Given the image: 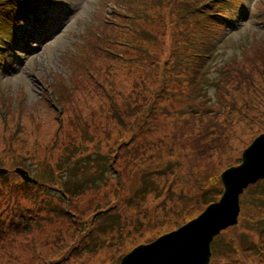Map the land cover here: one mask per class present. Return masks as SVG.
I'll return each instance as SVG.
<instances>
[{"label":"rangeland","instance_id":"obj_1","mask_svg":"<svg viewBox=\"0 0 264 264\" xmlns=\"http://www.w3.org/2000/svg\"><path fill=\"white\" fill-rule=\"evenodd\" d=\"M38 1H41L44 6L36 7L40 8L39 10L33 8L31 13L35 16V21L25 20L20 31L24 33L26 39L31 41L30 46L37 42L39 47L23 49L12 44L13 53L5 60L6 66L3 64V68L0 67V93L4 92L0 95V167L9 170L8 174H10L7 183H4L0 177V197L2 193L4 195L0 199V216L5 218L13 211L12 207L19 209L23 206H28L34 213L28 235L14 234L15 236L8 235L1 239L0 264H118L120 257L125 256L139 243L147 244L151 242V237L157 240L163 233L172 232L182 226L183 223H178L176 216L177 211L181 209L177 197L172 196L170 203L175 217L172 219L164 217L162 223L165 226L153 224L152 232L150 223L143 222V227L134 238L136 244L126 238L121 240L119 233L107 234L106 238L111 235L117 236L112 249L102 250L95 255L78 256L76 254L66 257L74 244L71 242L75 241L73 234L76 230L83 232L85 228H80L77 220L72 222L57 213L60 209L57 207L58 199L62 197V194L56 191L54 185L58 190L62 191V189L53 180V174L59 173L63 181L71 177L70 184L82 183V192L72 204L71 209L78 212L84 211L83 219L86 223L90 222L89 218L96 214L97 209L101 207L100 204L107 201V197L110 202L115 200L113 190L116 179L110 178V173L102 172L103 158L110 152V145L105 143L106 137L103 138L104 124L108 122L106 117L109 109H116L120 104L122 88L129 87L137 76L136 68L141 53L130 40L132 38L139 40L136 33L143 31L140 28L141 25L149 28L147 20L143 16L142 19L132 22L140 18V14H136L130 5L143 10L138 0ZM30 5L27 6L29 11H31ZM228 12L232 18L230 28L217 42L209 65L208 73L214 78L223 75V72H219L222 65L235 60L241 61L246 56L251 57L250 49H247L253 33L257 35L264 33L261 20L264 15V0H242V5L229 6ZM160 32H167L163 24L159 27V34ZM156 33L160 40L166 43L162 47L166 50L169 40L162 38L158 31ZM147 34L150 35L148 29ZM1 42L2 39H0ZM94 43L97 44V48ZM141 43L147 44V42ZM251 45L255 46V41ZM84 55L87 58L91 55L93 59L89 62L91 66L79 68ZM131 59L133 60L130 61ZM55 71H58L59 75L52 76ZM260 79L263 78H256L257 82ZM240 84L239 93L235 95V98L230 97L227 89L225 90L228 98L235 102L236 107H231L233 111L230 108L226 109L218 117L221 122L217 127L224 130L223 144H225H222V153L217 152L216 155L214 153L216 162L218 163L219 160L222 162L219 177L228 169L227 161L230 158L233 160L242 158L243 152L258 136V132L250 129L252 125L248 122L255 113L247 111L243 104L244 101L249 105L251 102L258 103L263 108L264 93L262 97H258L257 94L261 90L254 84H251L250 88V83L240 82ZM260 85L264 87V84ZM63 87L66 97L63 95ZM8 90L13 95L18 93L19 97L4 95ZM214 91V87L208 88L210 95H213ZM234 92L235 90L232 89L231 93L234 94ZM108 96L112 99L111 104L107 100ZM214 97L216 99L215 95ZM165 103L169 104V102ZM79 115L83 116V119H78ZM111 129L113 136L118 135L120 131L118 127L113 126ZM167 131L168 128L161 125L158 132L146 134L145 139L149 141L159 134L163 136ZM94 134L98 135L99 140L102 138V143L91 151L89 141L82 137L84 135L90 139L94 138ZM225 138L228 139L226 143ZM182 139L183 145L186 143L190 145L193 142L190 131H184ZM111 145L115 148L113 143ZM67 149L72 150L66 152ZM87 150L95 153L91 158L81 156L83 159L79 161V164H82V171L78 173L77 164L71 162L70 157L78 153L83 154ZM183 150L186 151L183 152ZM195 151L197 150L193 147L181 148V153L177 156L186 157ZM177 156L171 160L165 157L161 161L155 158L154 161L157 163L156 166L166 169L178 165ZM43 158L47 166L41 168ZM66 159L70 162L71 175L62 174L64 170L58 171L63 168L62 164ZM128 161L122 158L120 164L129 170L127 173L131 177L132 191L140 196L150 192L146 195L147 204H153L157 200L152 199L154 192L151 190L155 187L150 185L151 174L147 177L144 171L136 172ZM134 161L137 162L138 159L134 158ZM17 168L28 171L31 177L38 180V184L29 183L31 187L24 185L20 175L15 173ZM152 169L153 167L150 168ZM11 172L15 176H11ZM10 183L20 190L19 198H8ZM29 190L36 194L39 192V197L35 195L33 199L25 198ZM175 190L179 192L178 187ZM255 190L257 188L251 187L245 191L241 197L242 207L243 205L246 208L253 207L256 199H264L255 194ZM37 202L45 203L41 204L42 209H39ZM143 219L146 220L145 212ZM113 221L108 223L109 230L112 224H115V228L119 224L116 217H113ZM99 223L101 228L105 225L104 220H100ZM238 224L229 227L213 240L212 263L229 261L232 259L231 251L236 252L235 247L229 244L227 238L229 232L239 233L241 242L246 246L249 236L246 233L242 234L245 231L243 228H235ZM125 228L122 229L123 232L127 231Z\"/></svg>","mask_w":264,"mask_h":264},{"label":"trees","instance_id":"obj_2","mask_svg":"<svg viewBox=\"0 0 264 264\" xmlns=\"http://www.w3.org/2000/svg\"><path fill=\"white\" fill-rule=\"evenodd\" d=\"M15 1L4 0L8 5ZM228 2L229 0H138L143 10L130 5L136 14H140V18L132 22L144 16L149 28L141 25L140 28L143 31L136 33L139 40L135 38L130 40L141 53L136 68L137 76L129 87L122 88L121 102L116 109H109L106 117L108 122L104 124L103 138L106 137L108 142L105 143L110 145V152L103 158L102 172L111 173L110 178L116 179L113 190L115 200L110 202L106 196L107 201L100 204L101 207L97 209L96 214L89 218L90 222L86 223L83 219L84 211L78 212L71 209L72 204L82 192V183L77 185L72 182L70 184L71 177L63 181L59 173L53 174V180L62 189L60 191L54 185L56 191L62 194V197L58 199L57 207L60 209L57 213L72 222L77 220L80 228H85L83 232L76 230L73 234L75 241L71 242L74 244L66 257L76 254L78 256L95 255L102 250L112 249L117 236L111 235L110 238H106L107 234L119 233L121 240L126 238L136 244L134 238L139 229L143 227V222L150 223L152 232L153 224L165 226L162 223L164 217L170 219L175 217L170 205L172 196L177 197L181 208L176 214L178 223L189 221L199 215L210 203L220 199L224 190L221 176L219 177L222 162L219 160L217 163L215 155L217 152L222 153L225 144H223L224 130L217 127L221 122L218 117L226 109L236 107L235 102L228 98L225 90L227 89L230 97L235 98V95L239 93L240 82H242L250 83L249 88L251 84L258 87L261 90L257 94L258 97H262L264 93V87L260 85L264 84V34H262L263 37H259L253 33L247 49H250L251 57L246 56L241 61L222 65L219 72H223V75L219 78H214L208 73L212 60V49L218 37L227 28L226 19L222 18L221 13ZM261 20L264 25V15ZM161 24L164 25L166 33L160 32L159 34ZM147 29L150 30V35L147 34ZM157 31L162 38L169 40L166 50L162 48L166 43L160 40ZM253 41L256 43L255 46L251 45ZM141 42H147V44L143 45ZM256 78L263 79L257 82ZM210 85L215 87L213 95L216 96L212 104L209 103L211 97L208 95ZM77 87L80 88V86ZM232 89L235 90L234 94L231 93ZM63 92L65 95L64 87ZM107 100L110 104L112 103L109 98ZM244 102V108L255 113L248 121L252 125L250 129L258 132L259 135L264 132V107L261 108L258 103L251 102L249 105L248 102ZM80 118L83 119V116L79 115L78 119ZM161 125L168 128L167 133L163 136L159 134L147 141L145 135L155 134ZM113 126L120 129L116 136H113L111 131ZM184 131L191 132L193 142L190 145L187 143L183 145L182 133ZM82 138L89 141L91 151L102 143V138L99 140L97 134H94V138L88 139L84 135ZM227 141L228 139L225 138V143ZM111 143L115 148H112ZM192 147L197 150L192 155L177 156L181 153V148ZM70 150L72 149H67L66 152ZM94 153L87 150L83 154L78 153L70 157V161L77 164L78 173L82 171V164H79L82 157L90 156L91 158ZM176 156L179 159L178 165L166 169L156 166L157 163L154 161L155 158L161 161L165 157L171 160ZM122 158L124 161L128 159L132 169L134 168L136 172L143 173L144 171L147 177L151 174L150 185L155 187L151 190L154 192L152 199L157 200L156 202L147 204L146 195L150 192L140 196L132 191L131 177L127 173L129 170H126V166L122 164L123 166L119 167L121 170L118 171L119 168L115 165V163L120 164ZM134 158L138 161L135 162ZM241 159L230 158L227 161V167L238 166ZM45 162L44 160L40 164L41 168L47 166ZM62 165L63 168L58 171L64 170L62 174H70V162L66 159ZM151 167H153L152 170H150ZM9 176L10 174L0 175L4 183L8 182ZM11 176L15 174L11 172ZM104 181L107 183L106 180ZM22 183L27 187L32 186L29 183ZM260 185L262 186L259 188ZM177 187L181 197L175 190ZM251 187L257 188L254 191L255 194L264 197V180L250 186L249 189ZM38 188L41 189L40 186ZM9 190L8 198H19L20 190L14 184H9ZM35 195L39 197L40 193H32L29 190L25 198L33 199ZM1 197H4L3 193ZM37 203L39 209H42L41 204H45L44 202ZM16 210L17 212L13 215H7L5 218L0 216V243L1 239L8 235H28L31 231L33 211L28 206ZM144 212L146 220L143 219ZM113 217H116L119 224L116 228L115 224H112L109 230L107 226L108 223L114 222ZM100 220L105 221L102 228ZM123 228L127 231L123 232ZM235 228H243L245 231L242 234L246 233L249 236L246 246L241 242L239 233L229 232L227 234L229 244L234 245L236 252L231 251V260L212 264H264V199H256L253 207L246 208L243 205L239 224ZM153 240L155 238L151 237L150 241ZM123 256L120 257V261Z\"/></svg>","mask_w":264,"mask_h":264},{"label":"water","instance_id":"obj_3","mask_svg":"<svg viewBox=\"0 0 264 264\" xmlns=\"http://www.w3.org/2000/svg\"><path fill=\"white\" fill-rule=\"evenodd\" d=\"M7 173L0 168V174ZM16 173L24 181L36 183L27 171L17 169ZM221 178L225 192L219 202L178 230L134 248L120 264H208L214 237L238 223L240 195L249 185L264 179V133L243 152L242 163L225 170Z\"/></svg>","mask_w":264,"mask_h":264}]
</instances>
